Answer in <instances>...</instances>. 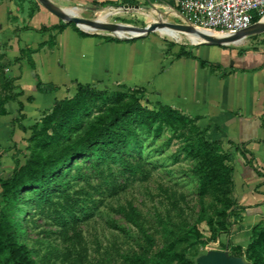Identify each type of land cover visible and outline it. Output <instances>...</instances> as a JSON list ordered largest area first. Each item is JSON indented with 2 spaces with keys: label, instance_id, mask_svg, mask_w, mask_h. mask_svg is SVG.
<instances>
[{
  "label": "trees",
  "instance_id": "trees-1",
  "mask_svg": "<svg viewBox=\"0 0 264 264\" xmlns=\"http://www.w3.org/2000/svg\"><path fill=\"white\" fill-rule=\"evenodd\" d=\"M93 4L106 7L116 3ZM36 6L38 9L44 7L40 2H36ZM120 6H140V3L124 0ZM260 18L255 14L254 22ZM70 26L82 37L100 36L86 33L69 22L42 30L62 33ZM50 37L52 42L47 40L37 48H31L29 64L33 70L36 69L34 54L45 46H56L57 36ZM139 38L111 37L107 41L132 42ZM245 53L246 50H241L238 54L243 56ZM175 57L193 58L203 67L214 70L220 68L183 48ZM8 67L0 60V90L8 86L12 89L20 87L15 84L19 77L10 79L6 76ZM36 78L38 93H53L60 89L52 82H43L39 76ZM24 95L22 89L10 95L0 91V116L10 114L6 106L9 101L18 103L20 107L14 121L20 120L21 129L30 132L25 161L16 158L8 177L0 173V264H59L51 257L49 263L47 260L39 262L23 241L25 223L35 226L36 214L49 218L60 228L65 240H71L73 245L77 243L80 249L72 260L84 262L86 255L81 245L80 224L89 221L94 215L93 209L105 199L119 195L132 181L149 179L152 170L147 161V141L156 142L167 132L171 133L170 137L156 151L163 152L179 145L173 155L174 163L182 160L193 163L190 173L198 182L202 207L206 208L207 197H213L220 220L215 221V216L207 220L209 234L197 225L175 231L157 252L151 253L156 238L143 225L139 210L130 203L123 213L139 228L148 247L145 253L125 255L126 264H195L188 256L190 248L219 241L223 233L230 231L236 207L232 157L220 140L209 138V129L199 124L200 117H191L160 101L155 106L150 105L146 88L110 92L91 84L77 83L74 95L56 100L52 110L40 122L31 125L24 114L25 102H33L35 97L29 95L24 101L21 98ZM221 247L225 248L223 244ZM230 251L235 253L233 248ZM246 256L251 264H264V225L254 228ZM71 258L66 255L62 264Z\"/></svg>",
  "mask_w": 264,
  "mask_h": 264
},
{
  "label": "rangeland",
  "instance_id": "rangeland-1",
  "mask_svg": "<svg viewBox=\"0 0 264 264\" xmlns=\"http://www.w3.org/2000/svg\"><path fill=\"white\" fill-rule=\"evenodd\" d=\"M36 2L37 0H22L18 11L22 10L24 21H19V17L16 18L15 15H9L7 20L0 19L2 27H0V60L2 64L9 65L5 69L6 76L10 79L19 77L15 84L20 85L18 89H16L17 87L12 89L10 86L3 87L0 90L2 93L10 95L19 92V89L25 93L26 91L37 93L30 82H33L34 79L37 81L36 77L40 72L44 81L55 82L61 86V91L57 94L58 100L75 94L77 82L72 84V81L77 79L83 83H93L91 85L102 91L128 92L133 89L146 88V99L150 105L155 106L159 101L156 92L152 91L151 87L160 86L162 89L164 85L163 88H169L174 93L173 90L179 86L181 74L186 70V66L182 62L176 63L165 77V74H160L164 65H167L169 60L173 59L182 48L193 50L194 47L202 45L194 44L190 35L175 31L176 34L171 36L162 33L159 29L143 36V38L138 37L139 39L132 41L130 46L118 47L105 44L100 47L97 43L100 39L105 42L111 37L132 39V36L130 34L120 36L113 32L92 28L86 30L75 24L86 33L100 36H91L81 40L82 36L72 26L59 34L58 46L48 45L35 55V59L38 61V72L37 67L33 70L29 64L31 48H37L42 41L50 40L52 42L53 39L50 36H57V31L52 29L43 31L49 33L46 35L34 30L22 33V30L28 29L29 19L38 9ZM69 8L79 10L80 16L91 20L100 19L102 15L109 12L110 14L104 22L137 28H146L156 21L181 23L174 16L154 11L151 7L125 8L122 6L114 9L108 6L103 9L101 14L98 13V9L90 10L91 5L82 3L70 4ZM45 22L46 18L38 17L32 22V25L39 27L46 24ZM20 25H24L23 28ZM42 27L45 28L44 25ZM250 39H253L250 43H243L244 39H241L226 45V47L232 52L239 53L241 50H255L256 45L264 43V40L258 36ZM13 59L16 61L10 64ZM23 77L25 78L24 87L21 86V82L19 83V79L21 80ZM100 78H106L108 81L99 82ZM111 78H126V81L109 80ZM135 80L142 84L132 83ZM145 80H150L151 83L145 85L146 82L143 84ZM56 100L52 103L41 100L34 103V101L27 102L25 100L28 109L25 107L24 114L29 120V124L40 122L45 114L52 110ZM6 106L10 114L0 116V154L2 155L0 173L4 177L12 174L16 158L22 162L25 161V155L29 153L28 139L30 137V132H24L21 129V121H14L20 105L9 101ZM170 135L171 133L167 132L156 142L151 139L147 141V161L152 170L148 180L132 181L119 195L105 199L98 208L93 209L94 215L89 221L80 224L81 245L85 248L86 255L84 262H73L80 249L77 247V243L73 245L71 240H65V237L60 234L59 227L54 226L46 216L38 214L34 216L35 226L25 223L26 236L23 240L32 251L34 258L39 262L47 260L49 263V257H51L53 261L57 260L59 264H62L66 255H71L72 258L70 261H66V264H126L125 255L137 252L145 253L148 247L139 228L130 223L123 213V209L127 208L130 203L139 210L143 225L156 238V245L151 253L157 252L168 238L173 237V232H179L182 228L197 225L209 234L207 220L213 216H215V221L220 220L216 215L217 202L209 196L206 198V208L202 207L198 182L195 176L190 173L193 163L188 160L174 163L173 155L179 145H174L163 152L156 151ZM208 136L212 139L211 133H208ZM96 198L100 199L99 196ZM231 221L233 222V217ZM227 233H223L219 241L210 242L206 246L198 245L190 248L188 256L195 264H200L199 258L206 256L209 252L225 251L229 253L230 257L241 258L245 264H251L246 255H232L227 248L219 249L220 240ZM70 235H73V231L70 232ZM74 242L76 241L74 240Z\"/></svg>",
  "mask_w": 264,
  "mask_h": 264
},
{
  "label": "crops",
  "instance_id": "crops-1",
  "mask_svg": "<svg viewBox=\"0 0 264 264\" xmlns=\"http://www.w3.org/2000/svg\"><path fill=\"white\" fill-rule=\"evenodd\" d=\"M51 1L61 8L70 9L76 15L80 16L79 10L69 8L70 4L82 3L91 5L90 10L98 9V13L101 14L105 7L94 5L93 3L114 2L116 3L115 5L108 6L115 9V7H122L120 4L124 0ZM135 1L139 2L140 6L132 7H151L154 11L163 12L167 15L170 14L179 19L181 23H185L183 18L178 15L176 0ZM21 3L22 0H0V19L4 20L5 18L7 20L9 15H15L16 18L19 17V21H24L22 10L20 12L18 11ZM38 17L46 18V24H42L39 27L32 25V22ZM261 20L264 22V16H261L259 21ZM62 22L66 21H63L48 9L41 6L35 11L33 17L29 19L27 23L29 25L28 29L22 30V33L27 30L44 33L42 30L43 25L51 28ZM24 25H20V27L23 28L22 26ZM71 27L66 28L64 31H67ZM83 28L86 30L91 29ZM47 33H44V35ZM173 33L167 34L174 36L176 33L174 31ZM56 34V46H58V36L60 33L57 32ZM254 36H258V38L264 40V33H260L242 38V40L244 39L243 43L247 44L252 42L253 39L250 38ZM88 38L81 37V40ZM198 41L200 39L197 38V41L193 42L197 44ZM97 43L100 47L105 44L107 46L118 47L130 46L132 44L131 42H104L101 39ZM190 50L193 51L196 57L208 61L215 66H220V68L214 70L211 67H203L198 60L193 58L174 57L169 60L170 62L167 65H164L160 74H165L164 76L166 77L173 65L182 62L186 66V72L183 71L181 74L178 88L173 90L174 93L169 88H163L164 85L162 89H160V86L157 88L153 86L151 90L156 92L158 101L163 104L170 105L191 117H200L199 124L209 129V133L212 134V139L220 140L226 152L231 155V165L234 169L233 197L236 202V207L233 216V225L226 236L221 238L219 244H223L228 250L233 248L235 253H231L232 255H246V249L251 241L254 228L258 225H264V43L256 45L255 50H247L243 56L232 52L226 45L215 46L202 44L194 47L193 50L187 49V51ZM36 54H34L33 58L39 72L38 61L35 59ZM233 68L235 70H232ZM39 76L43 82L50 83L43 80L40 72ZM114 79L115 81H126V78H111L109 80ZM23 81H25L24 77L21 80L19 79L22 87L25 85ZM107 81L106 78H100L99 80V82ZM76 82L83 83L76 79L74 82L72 81V84ZM52 83L60 87L57 92L45 94L37 92L33 94L26 91L25 95L21 98L25 101L29 94H31L35 97L34 103L39 100L51 101L52 103L54 100L59 99L57 94L61 91V86L58 83ZM132 83L138 84L141 82H136L135 80ZM147 83H151V81L145 80L143 84L148 85ZM30 84H33V88H35L37 81L34 79ZM83 84L93 83L84 82ZM25 107L28 109L27 104ZM221 245H218L219 249H225Z\"/></svg>",
  "mask_w": 264,
  "mask_h": 264
},
{
  "label": "water",
  "instance_id": "water-1",
  "mask_svg": "<svg viewBox=\"0 0 264 264\" xmlns=\"http://www.w3.org/2000/svg\"><path fill=\"white\" fill-rule=\"evenodd\" d=\"M39 2L48 9L51 13L58 16L63 21L74 23L78 27L82 25H87L92 29L104 30L108 32H113L118 34L119 31L133 32L136 31L137 34H131V38L143 37L149 33L157 31L161 28H169L176 30L187 35H195L200 38L197 44H210L215 46L228 45L230 43L237 42L244 37L264 33V22L263 20L254 23L247 30L242 31L237 34L226 35L222 38L214 37L208 31L196 28L190 24L185 23H171L168 21H156L148 25L146 28H137L130 25H122L117 23L102 22L100 19L91 20L84 17L76 15L69 9L61 8L60 6L53 3L51 0H39ZM119 35V34H118ZM194 43V42H193ZM195 44V43H194ZM200 264H245L241 258L230 257L228 252L225 251H211L206 256L199 258Z\"/></svg>",
  "mask_w": 264,
  "mask_h": 264
},
{
  "label": "built area",
  "instance_id": "built-area-1",
  "mask_svg": "<svg viewBox=\"0 0 264 264\" xmlns=\"http://www.w3.org/2000/svg\"><path fill=\"white\" fill-rule=\"evenodd\" d=\"M185 24L224 35L247 30L255 14L264 16V0H176ZM121 36V35H120Z\"/></svg>",
  "mask_w": 264,
  "mask_h": 264
},
{
  "label": "bare ground",
  "instance_id": "bare-ground-1",
  "mask_svg": "<svg viewBox=\"0 0 264 264\" xmlns=\"http://www.w3.org/2000/svg\"><path fill=\"white\" fill-rule=\"evenodd\" d=\"M70 10V9H69ZM71 11V10H70ZM72 12V11H71ZM109 16V12H106L104 15H102L101 17H100V20L102 21V22H104L106 19H107V17ZM82 27H85V28H90L89 26H87V25H82ZM173 31L175 32L176 30H172V29H169V28H161V32L162 33H164V34H167V33H173ZM177 32V31H176ZM133 34V35H136L137 34V32L136 31H133V32H125V31H119L118 32V34L119 35H121V36H123V34ZM130 34V35H131ZM174 34V33H173ZM212 35L214 36V37H217V38H222V37H225L226 35H224V34H220V33H212ZM191 36V38H193L192 39V41H197V38L198 39H200L199 37H196L195 35H190ZM195 36V37H194Z\"/></svg>",
  "mask_w": 264,
  "mask_h": 264
}]
</instances>
